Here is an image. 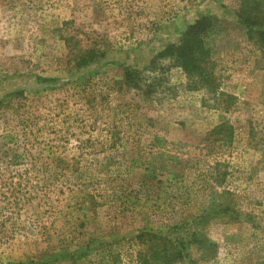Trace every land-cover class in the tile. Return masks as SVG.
I'll return each mask as SVG.
<instances>
[{
	"label": "rangeland",
	"instance_id": "1",
	"mask_svg": "<svg viewBox=\"0 0 264 264\" xmlns=\"http://www.w3.org/2000/svg\"><path fill=\"white\" fill-rule=\"evenodd\" d=\"M239 3L0 0V264H136L142 231L179 264H264V52ZM205 15L215 89L174 66L151 98L126 87Z\"/></svg>",
	"mask_w": 264,
	"mask_h": 264
},
{
	"label": "trees",
	"instance_id": "2",
	"mask_svg": "<svg viewBox=\"0 0 264 264\" xmlns=\"http://www.w3.org/2000/svg\"><path fill=\"white\" fill-rule=\"evenodd\" d=\"M236 17L248 38L264 52V0H240ZM216 26L215 19L210 16L197 18L186 27L177 43L168 44L149 65L126 70L123 83L128 88L138 90L144 99L151 98L164 90L166 74L174 66L187 78V89H215L208 37ZM70 55L74 66L81 68L103 57L105 52L92 47L72 51ZM232 131V126L224 122L212 129V132L221 134L223 143L232 140ZM129 242L142 246L136 250V264H179L183 259L182 248L159 233L142 231ZM107 256L111 264H124L122 253L112 245L108 246Z\"/></svg>",
	"mask_w": 264,
	"mask_h": 264
}]
</instances>
